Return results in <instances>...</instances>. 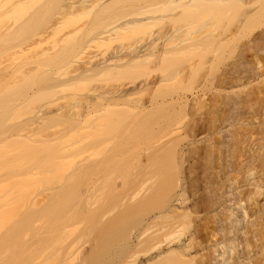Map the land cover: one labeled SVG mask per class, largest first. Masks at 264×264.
I'll return each mask as SVG.
<instances>
[{"label": "bare ground", "instance_id": "bare-ground-1", "mask_svg": "<svg viewBox=\"0 0 264 264\" xmlns=\"http://www.w3.org/2000/svg\"><path fill=\"white\" fill-rule=\"evenodd\" d=\"M140 1L142 0H104L103 3L104 7H107L115 3H139ZM20 2L24 0H19L18 4ZM81 2L70 0L69 8L66 9L69 15L76 12ZM194 5L204 8L203 10L201 7L202 14L204 13L202 18L207 17L206 20L209 21L208 23L203 19L206 25L201 24V29L205 30L202 29L203 31L201 30L199 34L195 33L198 36L194 35V21L190 20L186 23L187 25L185 24L189 25L186 27L187 30H184L185 37L180 40H168L169 34L166 38L153 34L150 38H142L140 43L131 49L124 48L125 51L121 47L107 57L84 63L81 60L89 43L83 44L84 46L81 44L78 47L74 46L77 51L75 50L76 56L74 54L75 60H72V63L78 64L74 71L76 74L66 80L65 85L79 84L89 80L90 77L96 79L98 76H104L103 78L108 77L109 80H117L122 76L128 77V74L133 76V79L115 85L101 95L96 97L94 95V98L89 101L86 99L87 104L83 108L86 107L87 111L81 112L84 115L80 112V114L76 112L77 115L72 112L77 118L83 115L82 118H86V121L91 124L90 128L87 124H83L84 120L81 122L82 118L78 119L81 120L79 123L76 121L77 118L69 112L73 120L71 117L65 122L69 121L68 123L71 124L74 120L77 122V129L74 132H83L86 127L88 132L86 136L82 135L85 134L84 132L82 136L73 135L74 129L71 127L75 125L74 121L75 123L70 125V131L73 133L70 136L77 138L72 144L61 143L62 137L46 139L42 137L43 135H39L41 134L39 131H42L39 126L43 128L41 123L46 122V119L43 120L44 117L40 119L43 122L37 119L38 123L35 122L38 124L39 133L37 131L36 134L33 133V127H36L33 121L16 128L11 135L6 137H2L3 134L0 135V149L12 146L15 142L24 144L25 142H21L24 133L21 132L27 130L26 127L29 130V126H32L31 134L41 137L40 142L45 143L43 145L53 144L52 147H55L57 144L56 147H63V149L55 147L57 151L62 150L57 153L52 151L51 154L55 152L58 156L54 154L51 158L50 154L47 155L52 162L56 163L51 162L55 166L54 172L63 166L62 161L67 163L64 166L70 165L65 170L62 167L61 171L55 172V177L59 174L57 178L52 177L45 181L46 183L40 181V191L33 196L34 198L27 194L26 185H18L17 192L20 190L21 195L27 196L23 201L18 203L19 200L12 199L19 192L16 194L15 191H8L7 194L11 198L0 202V231L11 223L6 232L0 235V264H264V137L258 154L250 159L245 156L246 152L239 150V146H241L240 143L245 144L242 140L250 136L249 133L253 131L248 132V127L242 128L237 125L238 133H233L234 137L232 134L231 140L229 139L231 147L228 146L227 153H225L226 150L223 151L222 146L226 141L223 143L222 136L221 139L218 137L221 135L218 134L221 131L218 127L224 118V113L220 110L226 109H221L220 105L226 104V100L230 97L225 98L227 93L223 94L222 99L225 101L222 102L220 96L223 92L219 98L216 96L222 88L220 86H225L224 82L227 87L234 84L238 86V83H234L236 79L233 80L232 77L229 79L234 82L230 81V84L226 82L230 76L227 73L225 74L228 76L221 75L227 77L226 81L215 73L217 78L214 76V79H221L223 85L220 84L215 95L211 93L212 99L208 96L212 103L209 100L211 106H208L207 118L205 116L202 118L204 123L207 119L204 127L211 133V138L209 139L210 136L205 128L203 130L201 128L200 132L205 130L209 140L205 138L204 141H207L205 142L207 144L204 147L199 146L201 149L194 146L198 142H204V138L197 139L199 132L197 129L200 126L203 127V122L201 118L199 122L195 120V115L198 113L197 106L206 105L200 100L202 96L204 101L205 93H198L199 83L204 78L199 71L204 62V59H201L204 57V48L207 50L209 47L208 49L211 50L210 48L215 45L212 49L215 52L221 42L232 40L255 19L264 18V0H151L144 6L140 5L137 9L139 12L133 11L134 13L125 14L116 20H110V22L108 20L105 24H101L102 27H97L98 31L88 42L114 41V39L123 38L124 33L131 32L132 35V32L148 31L154 23L162 21L171 22L170 25H174L175 20L178 22L180 17H185L182 11L192 10L195 8ZM186 13L187 11L185 15ZM213 17L219 19H215L218 22L217 25ZM210 19L214 20L215 24ZM232 19L235 20L234 29H228L222 22L220 23V21L228 20L231 22ZM259 36L262 37L257 41L250 40L256 43L248 41L251 46L247 45L248 43L246 45L251 49L245 46L247 47L245 50H252L254 45L258 44L257 47L264 51V31ZM259 44H263L262 47ZM197 50L203 52L201 57L199 56L201 52L198 53ZM193 52H197L198 58L203 60L200 62L198 59L199 65L196 59H192L193 62L195 60L194 65L193 62H189L195 55ZM181 55H185L183 58L191 55L189 56L191 58L183 59L188 65L190 63V67L185 65L187 69L182 73L180 71H184L182 69L184 67L180 69L181 65H178L182 60ZM191 65L195 66L194 70ZM232 65L234 68L237 66L234 63ZM177 66H179L180 75L185 73L182 75L185 77L183 80L184 83L189 82L186 84V89L189 87L192 98L185 95L189 90H181L182 92L179 93L176 89L174 91L167 87V89L163 88L170 80L175 81L172 74H177ZM262 66L260 73L255 72L259 77L261 73L264 75V64ZM148 67H151L152 71ZM154 67L162 69H160L162 72H159L161 76L158 74L157 79L148 77L151 74H148L149 72L146 73L148 75L145 74V70L153 72ZM229 68L233 70L231 65L226 69ZM226 69L224 72H228ZM196 70L199 71L197 72L199 76L196 72L194 73ZM212 70L214 68L210 71ZM210 71L209 73H212ZM136 73L137 75L140 73L141 76L145 74L146 77L144 79L134 77V74L137 76ZM186 75L189 78L188 76L186 78ZM199 77L201 80L198 81ZM261 78H263L262 75ZM214 79L211 85L215 83L216 79ZM262 82L264 86V79ZM194 83L197 84L194 86ZM61 84L65 86L62 82ZM263 90L258 93H264ZM142 93H145V98ZM251 96L253 97L254 94ZM231 98L230 102H232ZM248 101L252 100L247 99L246 104L239 102L240 105L244 104L242 107H245L244 110L247 104L250 105L253 102ZM250 106L248 109H253V106ZM201 108H198L199 113ZM248 109L244 111L247 114ZM60 110L57 109L59 113L64 111L61 108ZM54 112L49 115L61 118L62 121L66 119L63 118V114L68 113L64 112L58 116L59 113L55 115ZM219 112L223 115L222 119ZM227 112L229 114V110L225 113ZM193 113L195 115L191 116ZM247 114L244 113L246 117ZM227 117L228 115L225 116L224 122ZM200 122H202L201 125L196 128L195 126ZM241 122L244 121L237 124H242ZM235 123L233 125L231 122L229 125L234 127ZM81 124L83 128H78L77 126ZM97 127L100 128L99 133L96 132ZM215 129H220L217 136H214ZM27 136L24 134L23 138ZM48 140L50 143H47ZM57 140L61 141L60 144ZM30 142L25 144L29 145ZM68 158H71L70 161ZM3 163H6L5 160L0 161V170L7 167ZM59 164L60 168L57 167ZM42 169L43 172L49 170L48 172L51 173L52 171L42 166L41 173ZM40 171L39 174H41ZM13 220H15L14 223H12ZM26 235L31 237L25 238Z\"/></svg>", "mask_w": 264, "mask_h": 264}, {"label": "rangeland", "instance_id": "rangeland-1", "mask_svg": "<svg viewBox=\"0 0 264 264\" xmlns=\"http://www.w3.org/2000/svg\"><path fill=\"white\" fill-rule=\"evenodd\" d=\"M18 1L19 0H0V135L3 134L2 137L11 135V132L14 131L16 128L20 127L21 125L23 126L25 123L27 124V122H33V121L36 127H33L34 131L33 130L32 131L34 134H36V131L38 130L37 120L40 122L41 121L43 122V120L46 119V122H44V124L41 123L42 125L41 127L43 128H40L39 126V129L42 130V131H39L41 132V134L39 135L41 136L43 135L42 137L44 138L46 137V139L47 137L49 138H56V137L61 138L62 137L61 138L62 142L59 140H57V142L59 144L60 142L64 143L65 145H66L65 142H67L68 144L69 143L72 144L73 141H75L77 138V137L76 138L74 137L75 135L79 136L83 132L85 134H82V135L86 136L88 134V132H86V127L83 129L84 130L83 132L82 131L80 132L78 131L79 133L77 131L74 132L77 129L76 125H78L76 121L80 123L81 120H82L81 122H83L84 120L85 123L83 122V124H87L88 127L89 125H91L88 121H86V118L85 119L82 118L84 114L81 113V112L86 113L87 111L86 107L83 108V106L87 104L86 99H88L89 101V99L94 98V95L95 97L98 95H101L102 93L114 87L115 85L125 83L133 77L131 76V74H128L131 77L122 76L121 79L109 80L108 77L103 78L104 76H98L100 78L96 77V79H94L95 77H92V78L90 77L89 80L88 79L87 81L84 80L85 82H82L79 84L76 83L75 85H72V84L65 85L66 80H68L69 78L74 76V74H76L74 73V71H76L75 68L78 64L75 65L72 63V60L73 61L75 60V56H76L75 52L77 51V49H74V46L78 47L79 44L84 46L83 44L89 43L87 44L89 46L87 47L86 52L83 53V57L81 60L82 63H84L90 60H98L103 57H107L113 51L121 47L122 49L124 48L127 50L131 49L134 46L138 45L142 38H150L151 36H153V34L158 35V36H164V38H166L167 35L169 34L168 35L169 37H167L168 40L170 39L180 40V38L185 37L184 34L186 31L184 30H187L186 27L189 26V25L186 26L187 25L186 23L190 20L194 21V24H193L195 26L193 27L194 28L193 30L195 31L194 35H196L195 33L199 34L200 31L203 29V28L201 29V26H202L201 24L206 25L205 22L208 21L206 20L207 17L202 18L203 17L202 15L204 14V13L202 14V9H201L202 6L197 7L196 6L197 4H196L194 5L195 8H193L192 10L191 9L186 10L187 11L186 15H185L186 11L185 12L182 11L184 14L183 16L185 17L183 18L180 17V20L178 22L175 20L177 23H175L174 21V25H170L172 24L171 22L170 23L168 22L169 23L168 24L167 21L166 23L162 21V22L154 23L152 26H150V29L148 28L149 29L148 31L145 30L144 32H141V33L132 32L133 33L132 35H131V32H129L130 34L127 33L128 35L124 33V35L122 36L123 38H120L121 37L120 36L118 37L120 39H116V40L114 39V41H110L106 43L105 42L98 43V41L88 42L89 40L90 41L92 40L94 33L98 31V28H97L98 26H100L101 28L102 25L105 24V22L108 20L110 22V20H114V19L116 20L122 15H125V14L129 15L130 13L139 12L137 11L138 7L140 5L144 6L146 2H151V0H142L139 3L137 2L136 3L135 2L134 3H126V2L124 3L123 2V3H118V4L115 3L107 7H104V3H103L104 0H77V1H80V2L82 1V2L78 4V8L76 9V12L72 15H69V12L66 10L69 8L68 5H69L70 0H27V2H25L26 0H24V2L22 3L20 2L21 4L20 3L18 4ZM106 8L108 9L106 10ZM139 10L141 9L139 8ZM213 18L214 20L218 19L217 17L216 18L213 17ZM203 19H205V22H204L205 24L203 23ZM214 20L210 19V21L213 22V24L216 23L217 25L218 24V22H216L217 20H215V23H214ZM221 22L223 23L225 27H228V29L235 28V20L233 19L231 20V22L229 20L220 21V23ZM188 24H191V23H188ZM96 28L97 30L95 31ZM263 31H264V18L255 19V21L249 24L245 29H242L237 35H235V37H233L232 40H226L227 42L225 43L221 42L220 44L221 46L219 45V47L217 48V51L216 49H215V52L212 51L215 45L214 46L212 45L213 47L210 46L211 50H209L208 49L209 47H207V50H209L208 52L205 48H204V53L202 51L197 50L198 53L201 52L199 53L200 55L198 54L200 57L203 53L204 57H202L201 59H204L205 63L203 62V60L198 58L199 56L196 55L197 52L196 53L193 52V54H195L197 58L195 57V55L192 58L189 57L191 55L188 56L189 58H191L190 61L188 60L190 63L193 62L192 59H196V61H198L199 59L200 62L201 61L203 62V66L201 64L202 68L200 66L199 71L201 73L200 74L201 76L204 75V78L202 77L203 79L201 80L200 78L201 76H200L199 79L198 78L197 79L198 81L201 80L200 82L202 83L201 84L198 82L200 84V90H198L199 91L198 93L200 92L203 94L205 93L204 94L205 97H203L204 101L202 100V96H200V100L202 101V103L204 102V104H206L202 106H200L199 104L197 106L198 108L202 107L200 113H199V109L196 107L198 109V110L196 109V112H198L200 116L199 115L197 116L198 113L196 114L195 111L194 113L196 115L193 113V115L191 116L195 115L196 118L195 117L194 118L198 122H199V118H201L200 119L201 121L203 120L202 118H204V116L205 118H207L206 112H208L207 110L211 106L210 104L212 103V100H210L209 97L210 95L211 96L215 95L216 94L215 92H217L218 89L222 87L221 90L219 89L216 98H219V95L221 94V92H223L220 98L222 99V96H224L227 93L225 95V98L232 97L231 98L232 102H230V98H229L228 99L229 101L226 100L228 104L224 103L222 105L221 103L222 105V106L220 105L221 109L225 108L227 111L229 110V114L228 112L226 114L225 113L226 110L224 109L220 110L221 113H224V118L227 115L228 117L225 119L226 121L224 122V118L223 119L221 118V116L223 115L219 112L220 113L219 116H220V119H222V122L220 121L221 125L218 124L217 122V124L220 126L219 127L215 126V127L220 128L221 131L220 129L218 130L215 129L216 131L214 130V132H216V134L214 133V136L215 135L217 136V132L220 131L218 132V134H221V135L220 136L218 135V137H220L221 139V136H222L223 138L222 140H224L223 143L226 141V143H224V145L222 146L223 151H225L228 148V146L231 147L230 146L231 144L229 145V143L231 142L230 140H231L232 134L233 133L235 134L236 132L238 133L239 131V129L237 131V125H239L242 128H244L245 126L248 127V132H251V131L253 132L249 133L250 136L245 137V140L244 139L242 140V142L245 141V144L243 143L244 144L243 145L240 143L241 146L239 147L241 148L243 145V148H242L243 150L240 148L239 150L243 151V153L246 152L245 156H248L250 159H252V156L258 154L259 150L262 147L263 137H264V114H263L264 108H262L264 106V101H263L264 93L262 92L260 93L261 97H259L260 94L258 93L264 89V86H262V83H263L262 80L264 79V75L261 73L263 78H261V75L260 77L257 76V73L261 70V67L263 69L262 64H264V60H263L264 51L263 50L261 51V49L257 47L258 44L254 45L255 47H257L256 49L253 46V44H252V47L254 48H252V50H248V49L245 50V48L248 47L251 49V47H249L251 46L249 42H251L252 40L255 41L254 39H256V41L260 39L262 36L260 37L259 35H262ZM43 33L44 35L41 36L40 34H43ZM36 40L37 41L39 40L40 42H37ZM246 43H248L247 45L249 46H247ZM251 43H256V42H251ZM259 45H261L262 47L263 44H259ZM243 50H245V52ZM185 55L184 56L181 55L182 57L179 56L180 58H182L181 60L182 62L180 61L181 63L179 62L180 58L178 59V62H179L178 65L179 66L181 65L180 69L184 67L185 65H188L186 63L187 61L186 62L183 61V59L187 60L186 58H188L187 56L186 58H183L185 57ZM211 61L213 65L211 64ZM194 62H193V65L196 64ZM200 62L198 61L197 64ZM74 63H77V62H74ZM229 63L231 67L233 68V70L230 68H229L230 71L229 69H226L230 67ZM233 63L235 65L237 64L235 68H234V65H232ZM179 66H177L178 67L177 71L175 68V71L177 72V74H172L173 77H175V81L172 82L170 80L171 82L169 81V83L171 84L170 85H168L169 83L166 84L167 86L165 85L163 87L164 89L170 88L169 90L174 89V91L176 89V90H179L178 91L179 93L182 92L183 90L185 91L189 90V87H187L186 89V84L189 82L184 83L185 81L183 79L185 77L182 75H184L185 73L181 75L179 74V70H180ZM194 67L195 66H193L192 68L193 70H194ZM148 68L149 70H151L150 69L151 67H148ZM156 68L154 67L153 69L154 73L151 72L152 70L151 71L145 70V74L149 72L148 74L151 73L150 74L151 76L146 74L148 75V77L150 78L154 77L153 79H157L158 74L159 72H162L161 71L162 69L158 67L157 68L158 72H156L157 71L155 70ZM211 68L212 69L214 68V70L210 71ZM182 69H184V71L182 70L180 71V73L185 72L187 68L185 69L184 67ZM225 69L226 71L228 70V72H224ZM189 70L191 71V69ZM190 71L188 72L189 76H190L189 73L192 72ZM199 71L196 70L194 71V73L195 72L197 73ZM209 71L213 73V76H212V73H209ZM215 73L218 75L219 78H222L223 76L221 75H224L225 73H227L228 75H230L228 79L232 77L233 80L236 79L234 80L235 82L232 79L231 80L226 79L227 78L226 76H224L222 80L223 79H225V81L228 80L226 82L227 83L229 82V84H230V81H233L236 84L238 83V86H236L235 84L234 86L231 83L233 86L227 84L229 85V87H227L226 83L224 82L226 86L225 87L222 84L224 80L223 81H221V79L217 80L216 79L217 75ZM145 74L144 76L143 74L141 76L139 73L140 75L139 76L136 73L137 76H135L134 74V77H140L141 79L142 78L144 79L146 77ZM188 75H186V78ZM159 76H161V73L159 74ZM214 76L216 77L215 79L217 80V83H216V80L214 79ZM213 79L215 80L214 81L215 83L213 84L214 86L216 85L215 87L211 85L213 83L212 82ZM186 81H188V79H186ZM218 81H220V83ZM61 82L65 86H62ZM59 84L61 85V87ZM196 84L197 83H194V86ZM220 84L223 85L224 87L220 86ZM223 88L224 90L222 91ZM174 91H169V92L174 93ZM190 91L191 90H189V92H187L185 95H187L189 98H192L193 97L191 94L192 92L190 93ZM211 93H214V94L212 95ZM249 93H251V95L254 94V96L252 97ZM142 94H143L142 96L145 98L144 96L145 93H142ZM229 94L231 96H229ZM146 96H147V93H146ZM246 96L248 97L247 98L248 100H252L253 102L248 101L249 103L252 102V104H250L251 106L247 104L248 106L246 105L247 108L246 110H244L245 107L242 108L244 104L241 103L240 105L239 102L245 103L247 101ZM249 96L251 97L249 98ZM256 97H259V98L253 100V98H256ZM209 100L211 101V103L209 102ZM221 101L224 102L225 99L224 101L223 99ZM239 105L241 107H239ZM249 106L250 107L253 106L252 107L253 109L251 108L248 109ZM60 108L64 110L62 111V113L68 112L67 114L65 113L63 114L65 116V117L63 116V118H66V119H63L64 121H62L61 118L55 117L52 114L51 115L54 116V118L51 115H49L50 113L54 111H55L54 112L55 115L58 114L59 112L57 111V109L61 111ZM247 109L250 111V112L248 111V114L244 112V111H247ZM240 111H243L245 114H247V117L246 115H244L243 112L241 113ZM69 112L71 114L72 112H74L75 114L76 112L78 113L80 112L81 114H83V115H80L82 117H79V118H82L81 120H78L79 118H77L74 114H72L74 117L77 118L76 121L74 120L76 123L74 121L72 122V124L75 123L73 127L70 126L72 124L68 123L69 121L65 122V120H68L71 117H72L71 120H73V116H70L71 114H69ZM236 112L239 114H242L241 116L244 115L242 117L243 119L241 118L239 114H238L239 116L238 115L235 116V114H237ZM62 113H59L58 116L62 115ZM249 114L250 116H248ZM41 117L42 118L44 117L43 120H40ZM244 117L246 118L247 122L245 121ZM233 118L235 122L236 121L238 122L235 123L233 121ZM235 118H238V119L235 120ZM242 120L244 121L243 122L244 124L242 122H241L242 124H237V123H240V121ZM205 121H206L205 123L204 121H202L203 123L200 122L197 124V126H195L196 128H198L201 125V123L203 124L202 125L203 127L200 126L197 129V132L198 131L200 132L205 128L204 126H206L205 124H207V119ZM231 122H233V125L234 123L236 125L232 127L231 125H229V123ZM221 126H223V128ZM25 127L23 129L25 130L27 128V130L21 133H24L26 134V136L28 135L29 137L27 136L26 138H23L24 134H22L23 136L21 137L22 139L21 142L23 143L25 142L28 144L30 141H33L32 139H34L33 142H30L29 145H26L25 143L22 144V143L15 142L14 145L12 146L10 145V146L3 147L2 149H0V161L5 160L6 163H3V164L7 166L6 169L0 170V202H4L5 200L11 198L7 194L8 191L10 192L15 191L16 194H18L19 192V194L16 195V197L12 199L13 200L15 199L17 201L19 200L18 203L20 201H23L27 196L25 197L24 194L21 195L22 193L20 192L19 189H18L19 191L17 192L18 185H22V186L26 185V187H28L27 194L29 195V197H33L37 195V193H39L40 191V188H39L40 181H42L43 183H46L45 181H48L50 178L52 179V177L54 178L56 176L55 172L61 171L62 167H64L62 169L65 170L67 166L68 167L70 166L69 164L64 166L66 162L64 163V161H62L63 166L61 164L62 167L60 168V164H59V166L57 167H59L60 169L55 170L54 172L55 166L53 164H56V163H54L55 162L54 160H53L54 162H52L50 160V156H47V155L50 154L51 158H53L52 155H54L55 152L57 153L59 150H61L59 149L57 151V149L59 147L63 149V147L62 146L56 147L57 144H55V147L57 148L55 150V147L54 146L52 147L53 144L52 145L50 144L51 146H49V144H47L48 146L43 145L44 142H40L41 137L39 138L38 135L31 134L30 129L32 126L31 127L29 126L30 131L28 130V127L26 128ZM70 127L74 129V130L71 129L74 134L70 131ZM77 127L78 128L82 127V124L81 126L79 125ZM100 128H98V131L96 132L99 133ZM205 130L203 131L205 132V134L203 132H200L202 136L198 132L197 139L200 140L204 138L203 139L204 141L205 138L206 140H209L211 138V135H210L211 133L208 132V130H206L207 134L210 136L209 137L206 134ZM39 132L37 131V133ZM75 133H77L78 135ZM89 133H91V131H89ZM72 134L74 135L73 137L70 136ZM234 134L232 137H234ZM252 134H254L252 136L253 138L251 137ZM206 135L209 137V139ZM212 135H213V132H212ZM249 137H251L252 141ZM44 138H42V140H44ZM227 141H228V145H227ZM205 142L207 141H204L202 143L198 142L194 144V146L199 147L202 145L201 147H204L207 144ZM47 143H50L49 140ZM199 149L201 148L199 147ZM227 150H229V148ZM227 150L225 151V153H227ZM52 151H55L54 154H51ZM68 159L70 161L71 158H68ZM51 162L53 164H51ZM59 162L61 163V161ZM23 163H25L26 165H24ZM42 166L43 167L45 166L46 168H50L52 170L51 173H49L50 172L49 170H48L49 172L46 170L48 173L47 174L46 171L43 172V169L41 173L40 169L42 168ZM12 168L14 170H12ZM39 171L41 174H39ZM25 173H28V174L25 175ZM57 175L59 176V174ZM12 186H16V187L13 188ZM27 189H25V191ZM21 191H23V189ZM10 209L11 208H9V210ZM14 222L15 220H13L12 223ZM10 226H11V223H9L6 227H4L0 231V235L4 234L6 230L8 229V227ZM26 237H31V235H26L25 238Z\"/></svg>", "mask_w": 264, "mask_h": 264}]
</instances>
